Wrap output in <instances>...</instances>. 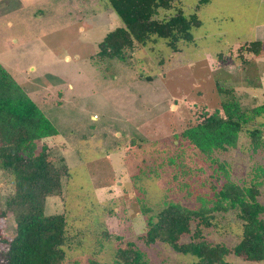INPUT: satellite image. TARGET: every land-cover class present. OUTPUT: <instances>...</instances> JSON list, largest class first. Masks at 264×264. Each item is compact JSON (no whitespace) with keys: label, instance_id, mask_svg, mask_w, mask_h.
I'll return each instance as SVG.
<instances>
[{"label":"rangeland","instance_id":"rangeland-1","mask_svg":"<svg viewBox=\"0 0 264 264\" xmlns=\"http://www.w3.org/2000/svg\"><path fill=\"white\" fill-rule=\"evenodd\" d=\"M197 4L179 0L158 11L159 18L196 13L191 41L173 50L153 37L119 60L97 55L103 36L122 26L107 0H0V66L58 131L36 141V150L45 145L51 161L68 166L61 189L44 198L45 214L65 218L62 264H118L115 252L127 241L152 264H195L191 252L144 239L148 216L168 202L195 209L224 180L216 162L179 133L220 107L216 83L231 87L244 108L264 102V0ZM253 40L261 41L258 55L244 50ZM255 126L262 146L254 150L242 131L235 147L212 159L225 163L238 185L258 181L264 208V115ZM14 181L0 168V264L3 241L13 238L25 211L7 206L19 191ZM214 216L194 242L218 246L216 264H264L235 254L242 235L235 211Z\"/></svg>","mask_w":264,"mask_h":264},{"label":"trees","instance_id":"trees-1","mask_svg":"<svg viewBox=\"0 0 264 264\" xmlns=\"http://www.w3.org/2000/svg\"><path fill=\"white\" fill-rule=\"evenodd\" d=\"M107 1L122 26L107 32L98 42L97 55L102 57L123 60L126 50L133 49L136 43L144 45L153 37L163 38L171 49L176 50L178 42L192 40L191 29L200 25L196 13L185 15L181 10L169 17H158L160 9H168L179 0ZM208 1L198 0L197 7ZM261 47V41L253 40L245 44L244 50L258 55ZM216 86L222 96L220 107L183 128L179 137L215 161L224 180L213 189L212 197L200 199L195 209L168 202L157 213L148 216L144 239L147 243L160 241L171 245L181 253L191 252L196 257L195 264H216L221 261L223 252L218 251V246L208 244L204 248V242H194L196 234L203 227L212 225L215 212L233 210L242 229L241 241L234 248L235 254L262 260L264 221L261 215L264 208L257 201L258 181L247 186L231 181L225 163L212 159V154L235 147L242 131L254 150L262 146V134L255 125L256 118L264 115V102L244 108L231 87L218 83ZM57 133L56 127L27 92L0 66V168L15 175V188L19 190L7 201V206L25 208L13 238L3 241V248L7 250L4 264H62L64 260L65 218L61 213L45 214L44 198L47 192L61 189L63 178L68 175V166L63 159L51 161L45 145L38 150L35 147L36 141ZM190 232L193 233L191 239L180 243V237ZM123 245L115 252L118 264H152L133 242L127 241Z\"/></svg>","mask_w":264,"mask_h":264}]
</instances>
